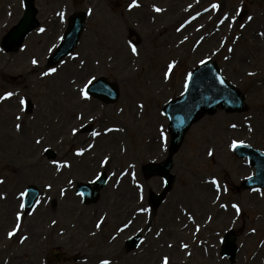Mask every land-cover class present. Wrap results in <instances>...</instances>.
I'll use <instances>...</instances> for the list:
<instances>
[{
	"label": "rangeland",
	"instance_id": "rangeland-1",
	"mask_svg": "<svg viewBox=\"0 0 264 264\" xmlns=\"http://www.w3.org/2000/svg\"><path fill=\"white\" fill-rule=\"evenodd\" d=\"M35 5L39 27L16 48L5 37L23 15L22 0H0V264H163L161 257L167 264H264V189H240L255 169L232 152L238 143L264 151V0H37ZM78 11L88 14L79 45L48 68L68 18ZM127 26L147 50L117 53L127 40ZM254 36L255 59L246 54L242 66L234 63L235 48L245 50ZM207 60L245 95L247 108L234 114L217 110L191 127L174 157L171 191L152 211L148 193H159L162 180H145L142 168L168 154L163 108L182 95L190 73ZM99 77L117 84L118 102L88 97L67 115ZM9 92L12 97L3 101ZM26 102L33 105L31 113L24 110ZM13 115L18 117L14 126L7 118ZM94 117L98 128L115 125L120 132L114 170L133 173L126 177L132 201L130 194L119 199L124 210L131 206L128 213L113 198L111 181L94 204H83L76 194L78 183L89 182L83 177L90 170L93 176L102 171L99 158L92 169L77 163L66 167L74 163L80 141L87 140L85 128ZM244 124L249 127L235 130ZM17 125L19 137L9 130ZM47 149L57 154L55 160L46 157ZM35 157L41 160L39 170L17 178L14 171ZM135 181L140 194L131 184ZM29 186L40 195L33 211L25 213ZM66 186L70 192H64ZM74 200L80 210L69 208ZM142 208L151 217L136 213ZM115 226L123 228L117 229V245L111 243ZM139 230L149 236L141 232L146 241L129 252L125 241ZM227 233L236 236L239 248L234 263L221 253ZM58 251L65 260L52 257Z\"/></svg>",
	"mask_w": 264,
	"mask_h": 264
},
{
	"label": "water",
	"instance_id": "water-1",
	"mask_svg": "<svg viewBox=\"0 0 264 264\" xmlns=\"http://www.w3.org/2000/svg\"><path fill=\"white\" fill-rule=\"evenodd\" d=\"M34 15L35 12L33 10L32 0H27L26 14L20 24L12 32L9 38L10 43L19 45L22 42L24 36L35 26ZM84 20L85 17L81 14L74 18L70 30L71 32L66 36V41L59 49L57 56L53 57L52 63H56L60 58L67 55L76 45L80 32L83 29ZM91 92L108 102H115L119 97L118 90L103 81L93 86ZM218 107H222L229 112L242 111L245 109L244 97L220 76L213 62H207L192 74L186 94L172 101L165 108V113L170 121L169 127L171 130L170 156L163 164L150 166L148 171H150L151 174H157L167 178L168 172L172 167V156L182 144L183 137L187 130L205 113H214ZM235 152L239 157H248L252 165L257 168L256 177L248 179L244 183L245 187H264V154L244 146H239ZM169 180L171 183L170 178ZM102 186L103 182L97 184L96 189L92 193V198H95ZM84 189H86V187H84ZM167 190L168 188L162 197L165 196ZM37 194V190H29L27 198L28 210L32 208ZM92 198L91 200H93ZM234 241L233 237H228L227 244L224 248V255L229 256L232 261L235 260L237 252Z\"/></svg>",
	"mask_w": 264,
	"mask_h": 264
},
{
	"label": "bare ground",
	"instance_id": "bare-ground-1",
	"mask_svg": "<svg viewBox=\"0 0 264 264\" xmlns=\"http://www.w3.org/2000/svg\"><path fill=\"white\" fill-rule=\"evenodd\" d=\"M245 24H247V22H245ZM255 25H250V29H252ZM129 26H127L128 28ZM127 35L128 37L126 38L127 40L123 43L122 49L118 48L117 53H119L120 50H124L125 53L127 54H136L138 53L143 47L144 50L146 48V44L144 41H142L138 35V33H135V29L130 28L127 31ZM246 47L245 50L243 48H241L239 51L235 48V52L237 53V57L235 58L234 63L236 62L239 66H242L244 64V61H246V54H249L252 59H255V56L257 55V46H258V41H257V37H253V38H249V40L246 43ZM14 83H18L14 82ZM2 100L4 101V97H2ZM82 104V100L81 99H77L75 104L73 105L72 109H71V114L67 115H72L74 114L75 111H78L77 109H79L80 105ZM98 108V107H97ZM6 115H10V114H6ZM10 120L12 119V121L14 122L13 126L16 125L15 122L18 119V117H15L14 115L12 117H7ZM16 119V120H15ZM249 127L247 124H244L243 127L238 128L235 127V130H243V128ZM9 130H12V132H15V135L17 134L18 137L21 136L20 135V130L21 127L17 125V127H13L10 128ZM237 131L233 130V133H237ZM11 132V133H12ZM97 130L95 128H93L91 130V134L92 135H96ZM100 136H102L100 138ZM95 137V141L96 139L100 138L99 140H97V146L99 149H105V150H112V159L117 158V152L115 151L116 145H117V140L120 138V132L117 130V128H113L110 131H103L100 134H97ZM2 139V138H1ZM3 140V139H2ZM81 145V144H78ZM90 146V144H89ZM88 147V146H87ZM118 150V147H117ZM107 154L110 156V153L107 152ZM85 156V155H84ZM83 156V157H84ZM106 156V153L100 154V152L94 150L93 152L89 153L86 157L84 158H80L79 153L75 154V161L78 164V166L80 165L82 168L86 167V168H91V162L94 160V158L96 157H100V158H104ZM41 164V160L38 159L37 157L34 158V161H28L26 162V164L22 167H20L17 171H14V173L16 174L17 178H21L22 177H26V175L31 174L33 171L37 172L39 170V166ZM90 164V165H89ZM42 167V166H41ZM126 177L131 179V173L130 171L124 170L122 172L117 173V188H118V192L116 193L117 195V203L118 205H120V210L123 213H128V211L130 210V207L125 206V210L123 209V205L119 202V199L121 200L124 199L126 200L128 195L130 194L131 197V201L133 199L134 196V190L132 188H130L127 185L128 179H126ZM68 183V182H67ZM68 185V184H66ZM66 188V190L64 192H68L69 191V186L64 187ZM70 192V191H69ZM112 194L114 195V192L112 191ZM254 198H256V196H253ZM122 201V200H121ZM74 202L76 203V205H70L69 208L70 209H74V210H80L81 207L78 206V203L76 202V200H74ZM117 206V205H116ZM218 216L220 218L224 217L223 213H219Z\"/></svg>",
	"mask_w": 264,
	"mask_h": 264
},
{
	"label": "snow or ice",
	"instance_id": "snow-or-ice-1",
	"mask_svg": "<svg viewBox=\"0 0 264 264\" xmlns=\"http://www.w3.org/2000/svg\"><path fill=\"white\" fill-rule=\"evenodd\" d=\"M34 63H35V61H34ZM11 95H12V93H8V96H11ZM104 264H108V262L105 261Z\"/></svg>",
	"mask_w": 264,
	"mask_h": 264
}]
</instances>
